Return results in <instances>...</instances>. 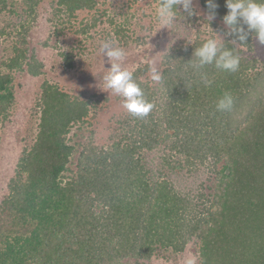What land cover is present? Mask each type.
<instances>
[{
  "label": "trees",
  "instance_id": "obj_1",
  "mask_svg": "<svg viewBox=\"0 0 264 264\" xmlns=\"http://www.w3.org/2000/svg\"><path fill=\"white\" fill-rule=\"evenodd\" d=\"M199 1L208 11L205 0ZM216 3L222 21L225 0ZM38 4L23 2L30 15ZM96 4L55 0L52 16L64 13L70 20L77 12L94 11ZM6 8L0 0V12ZM9 12L17 14V8ZM218 30L223 35L224 29ZM252 38L237 48V72L201 70L210 86L188 63L204 41L199 36L168 48L169 59L160 63L163 88L142 81L148 64L140 65L134 77L155 107L145 118L123 112L106 147L82 146L74 172L68 164L76 149L67 135L72 125L86 123L99 99L73 97L44 83L37 133L21 153L0 204V264H145L157 247L178 253L193 240L198 264H264V65L243 55L252 50ZM18 43L4 64L7 72L0 70L2 119L14 103L11 73L26 61ZM61 57L72 68L73 56ZM26 65L32 76L41 73L34 56ZM226 92L234 97L233 110L217 112L215 104ZM160 144L165 148L153 170L147 156ZM206 164L222 165L213 169L208 205L197 213L191 195L178 192L170 176L183 173L193 180Z\"/></svg>",
  "mask_w": 264,
  "mask_h": 264
},
{
  "label": "rangeland",
  "instance_id": "obj_2",
  "mask_svg": "<svg viewBox=\"0 0 264 264\" xmlns=\"http://www.w3.org/2000/svg\"><path fill=\"white\" fill-rule=\"evenodd\" d=\"M5 1L7 8L0 12V30L3 32L0 35V70L7 72L4 64L13 56L12 46L15 42H19L15 48L26 50V61L21 70L11 73L14 103L8 109L6 118H0V204L8 194L7 184L14 176L21 153L29 148L37 133L39 100L44 83L55 85L60 91L73 97L99 99L86 123L72 125L67 135L68 144L76 149L68 164L69 170L74 172L82 146L106 147L117 127V118L126 111L121 99L104 87L102 76L104 69L109 68L110 64L107 63V57L98 54L100 43L105 40L116 42L127 53L123 66L134 71L140 65H149L151 60H155L160 68L161 52L168 51L169 45L175 42H193L198 36L205 40L211 35V30L204 21L207 11L199 0L194 2L201 15L182 21L188 26L187 30L182 26L176 30L159 29L155 19L158 2L153 0H95L97 4L94 11L77 12L70 20L64 13H60L57 18L52 16L51 3L55 0H39L35 15L27 12L23 6L24 0ZM11 4L17 8V14L9 12L14 8L10 7ZM93 18L96 22L92 27ZM85 26L90 28L82 32L81 29ZM209 27L217 32L219 27L224 29L222 21L217 17L209 22ZM221 37L223 38L222 34ZM23 38L25 45L21 44ZM251 45L252 50L244 49L243 55L264 65V45L254 37ZM61 54L73 56L72 68L65 67ZM31 56L42 64L38 76L28 73L26 64ZM141 80L155 85L150 80L149 70ZM164 148L165 145L160 144L147 156L153 170L159 167ZM221 165L212 168L211 164H206L193 180L186 178L183 173L170 176L178 192L191 195L193 204H196L195 212H202L208 205L207 200L210 199L209 194L215 184L213 169L218 171ZM65 175L69 176L70 173ZM200 193L205 197L198 199L197 195ZM189 254L197 258L199 256L195 240L187 243L183 251L178 253L173 252L172 248L157 247L145 264H183L184 258Z\"/></svg>",
  "mask_w": 264,
  "mask_h": 264
},
{
  "label": "clouds",
  "instance_id": "obj_3",
  "mask_svg": "<svg viewBox=\"0 0 264 264\" xmlns=\"http://www.w3.org/2000/svg\"><path fill=\"white\" fill-rule=\"evenodd\" d=\"M205 5L208 11L204 21L207 22L211 35L195 47L192 59L188 63L194 70L200 72V79L205 86H210L212 81L208 79L207 73L201 70L207 66H214L220 71L235 73L241 64L238 47H246L251 37L264 45V0H225L227 12L222 16L223 38L219 32L209 27V22L215 20L217 16L218 3L216 0H205ZM199 15L201 13L197 10V3L194 0H159L155 11L159 29L170 30H176L181 26L187 30L188 26L182 21ZM161 53L164 54L161 57L162 61L169 59L167 50ZM98 54L107 57V63L110 64L109 68L104 69L102 76L105 89L121 99L122 107L129 114L136 118L147 117L155 105L146 98L144 89L134 77V72L123 66L126 51L116 42L105 40L100 43ZM148 70L153 84L163 88L165 76L155 60L150 61ZM234 103V97L226 92L217 100L215 109L222 113L231 112ZM183 264H198V258L189 254L184 258Z\"/></svg>",
  "mask_w": 264,
  "mask_h": 264
}]
</instances>
